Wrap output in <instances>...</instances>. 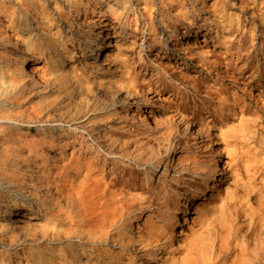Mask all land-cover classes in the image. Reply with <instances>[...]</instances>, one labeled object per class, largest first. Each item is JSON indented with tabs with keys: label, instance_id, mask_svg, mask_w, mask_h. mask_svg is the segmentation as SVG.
Instances as JSON below:
<instances>
[{
	"label": "rangeland",
	"instance_id": "rangeland-1",
	"mask_svg": "<svg viewBox=\"0 0 264 264\" xmlns=\"http://www.w3.org/2000/svg\"><path fill=\"white\" fill-rule=\"evenodd\" d=\"M0 129V264H264V0H0Z\"/></svg>",
	"mask_w": 264,
	"mask_h": 264
},
{
	"label": "bare ground",
	"instance_id": "bare-ground-1",
	"mask_svg": "<svg viewBox=\"0 0 264 264\" xmlns=\"http://www.w3.org/2000/svg\"><path fill=\"white\" fill-rule=\"evenodd\" d=\"M6 12V11H5ZM145 19V18H144ZM146 21V20H145ZM104 24H108L107 22H105ZM144 27V26H143ZM147 30V29H146ZM150 33H152V32H150ZM143 43V42H142ZM177 44V43H176ZM104 45V44H103ZM98 47H99V49L100 48H102V45H98ZM179 46L178 45H176L175 47H173V49H177ZM96 53H97V49H96ZM92 54V53H91ZM95 54V53H94ZM140 56V55H139ZM142 58V57H141ZM25 59V58H24ZM31 60H33V59H28V58H26L25 59V61H28V62H30V65L28 66V70L29 71H31V72H33V67L31 66ZM145 61V60H144ZM33 62V61H32ZM21 69H23V68H21ZM27 73V72H26ZM6 117V116H5ZM13 119V118H12ZM5 121V120H4ZM12 121V120H11ZM15 121V120H14ZM8 122V121H7ZM153 122H156V120H155V118H153ZM58 124V123H57ZM43 128V127H42ZM61 128V127H60ZM70 128V127H69ZM3 129V128H2ZM2 129H0V130H2ZM60 130V129H59ZM73 130V129H72ZM76 130V129H75ZM80 130V129H79ZM76 142H77V139L75 140ZM66 142V141H65ZM11 143V142H10ZM83 143V142H82ZM65 144V143H64ZM64 144H63V146H64ZM29 146H33V145H30V144H28ZM28 145H26V146H28ZM65 145H67V144H65ZM1 148V147H0ZM31 148V147H30ZM36 148V147H35ZM34 148V149H35ZM19 148L17 147V150H18ZM37 149H38V147H37ZM61 149V148H60ZM10 150V149H9ZM8 150V151H9ZM14 152V151H13ZM16 153V152H15ZM18 153V152H17ZM220 152H219V149H215V155H218ZM79 155V154H78ZM30 156V155H29ZM44 156V155H43ZM21 157V156H20ZM48 157H50V156H48ZM42 158V157H41ZM43 158H45V157H43ZM68 158V157H67ZM80 158V157H79ZM15 159V158H14ZM27 159V158H26ZM53 159V158H52ZM66 159V158H65ZM44 160V159H43ZM63 160V159H62ZM11 161H13V160H11ZM15 161V160H14ZM53 161V160H52ZM22 162H23V160H22ZM68 162V161H67ZM76 162V161H75ZM26 163H28V162H26ZM54 163V162H53ZM71 163V162H70ZM10 164V163H9ZM17 162H14V163H12V166L13 167H16L17 166ZM21 164V163H20ZM67 164V163H66ZM89 164V163H88ZM23 165V164H22ZM47 165V164H46ZM70 165V164H69ZM87 164H85V166H86ZM29 166V165H28ZM68 166V165H67ZM7 157H6V155L4 154V153H2V152H0V173H3V172H5L6 170H7ZM47 167V166H46ZM59 167V166H58ZM57 167V168H58ZM61 167V166H60ZM72 167V166H71ZM81 167V166H80ZM82 167H84V166H82ZM81 167V168H82ZM222 167H223V165H222ZM36 168V167H35ZM49 168V167H48ZM56 168V170H58ZM64 168V167H63ZM94 168V167H93ZM54 169H55V167H54ZM53 169V170H54ZM23 170V169H22ZM48 170V169H47ZM70 170V169H69ZM95 170V169H94ZM31 171V170H30ZM93 171V170H92ZM24 172V171H23ZM45 172H47V171H45ZM62 172V171H61ZM66 172V171H65ZM180 172V171H179ZM196 172V171H195ZM39 173V172H38ZM41 173V172H40ZM53 173H55V172H53ZM53 173H51V174H53ZM42 175V174H41ZM62 175H63V173H62ZM4 176V175H3ZM65 176H67V174H65ZM65 176H63V177H61V176H57V177H60V178H62V180H64L63 178L65 177ZM16 177H17V174L16 173H13V172H11V174H10V180H6V181H0L1 183H0V189L1 190H3L4 192H6V195L8 196L7 198L9 199V201L11 202L12 201V203L14 204V206H15V214H20L19 212H16L19 208H18V205L20 204V201H19V199H18V197L17 198H15L17 195H19V194H24V197H33V195H32V193H33V189H35V186L33 185V184H29L28 186H25V187H23V182H20V181H18L17 179H16ZM44 175H42L41 177H39V179H44ZM52 178V177H51ZM59 178V179H60ZM69 178V177H68ZM85 178H87V177H85ZM91 178V177H90ZM19 179V178H18ZM46 180H49L50 178L49 177H47V178H45ZM44 179V180H45ZM70 179V178H69ZM99 179V178H98ZM90 181V180H89ZM91 181H92V178H91ZM79 182V181H78ZM26 182H24V184H25ZM45 183V182H44ZM87 183H88V180H87ZM90 183V182H89ZM58 184H60L59 183V181H58ZM57 185V184H56ZM62 185V184H61ZM85 185V184H84ZM90 185H91V183H90ZM90 185H88V187L90 186ZM103 185V184H102ZM63 187V186H62ZM81 187V183H78L77 184V182H76V184H73V183H67V184H65V188H64V190L62 191V192H64L65 193V198L67 199L66 201L67 202H69V205H71V206H74V205H76L77 203H78V199H80L79 198V194H80V192H81V189H79ZM85 187V186H84ZM51 188V187H50ZM100 188V187H99ZM45 189H46V191H49V188L48 187H45ZM54 189V188H53ZM79 189V190H78ZM83 189V188H82ZM87 191H89V190H87ZM60 192V191H59ZM86 192V191H85ZM98 192H99V189H98ZM90 193V192H89ZM5 194V193H4ZM13 194V195H12ZM85 194H88V193H85ZM99 194H100V192H99ZM106 194H108V192L106 193ZM5 195V196H6ZM11 195L12 196H14V197H11ZM97 195V194H96ZM104 195V194H103ZM21 196V195H20ZM56 196V195H55ZM93 196V195H92ZM106 196V195H105ZM104 196V197H105ZM109 196V195H108ZM11 197V198H10ZM40 197H41V195H40ZM21 198V197H20ZM94 198V197H93ZM100 198V197H99ZM103 198V197H102ZM44 199V198H43ZM30 200V199H29ZM86 200V199H85ZM90 200H92V199H90ZM94 200V199H93ZM92 200V201H93ZM107 200V199H106ZM105 200V201H106ZM110 200V199H109ZM112 200V199H111ZM187 200H189V199H187ZM2 201V200H1ZM55 201V200H54ZM66 202V203H67ZM91 202V201H90ZM96 202H97V198H96ZM28 203V202H27ZM83 203H85V202H83ZM93 203V202H92ZM38 205H39V208H38V213H42V212H44V218H43V221H44V223L43 224H47L48 225V231L50 232V236H53V237H59L60 236V233H61V231L60 230H57V229H55V227L54 226H49V224L51 223L52 224V220L54 219V217H55V215L57 214L56 212H53L52 210H51V208H47V209H45L43 206L44 205H40V203H37ZM59 204V203H58ZM65 204V203H64ZM81 204V203H80ZM95 204V203H94ZM93 204V205H94ZM92 205V206H93ZM54 206H57V205H54ZM100 206V205H99ZM98 206V207H99ZM187 206V205H186ZM80 207H81V205H80ZM80 207H78V209H80ZM87 207V206H86ZM34 208V206H31V204L29 203L28 204V207L26 208V209H30V210H32ZM67 208H69L68 206H67ZM94 208V207H93ZM13 209V208H12ZM13 209V210H14ZM70 209H72V208H70ZM69 209V210H70ZM77 209V210H78ZM89 209V208H88ZM95 209V208H94ZM93 210V209H92ZM105 210V209H104ZM103 211V210H102ZM64 211H62V213H63ZM71 212V211H70ZM73 212V211H72ZM91 212H94V210L93 211H90V213ZM60 214V213H59ZM78 214V213H77ZM92 214V213H91ZM91 214H89V215H91ZM94 214V213H93ZM88 215V216H89ZM27 216H29V217H32V216H34V215H27ZM77 216V215H76ZM79 216V215H78ZM94 216L95 215H91L90 217H88L87 219H85L86 220V223L87 224H84V225H87V228L85 229V230H82L81 232H80V234H82V233H84V234H86L91 240H93L94 242H92L93 243V245H95L96 243H100V242H102V240H103V229H102V224L100 223V220L98 219V220H96L95 218H94ZM83 217V216H82ZM86 217V216H85ZM80 218V217H79ZM76 219V218H75ZM84 219V218H83ZM186 218L184 217V219H183V221L180 223L181 225H183V224H185V220ZM16 221H17V219H16ZM67 221V220H66ZM64 222V221H63ZM77 222V221H76ZM180 222V221H179ZM78 223V222H77ZM80 223H82V222H80ZM84 223V222H83ZM74 224H76V223H74ZM79 224V223H78ZM80 225H82V224H80ZM58 227V226H57ZM63 228V227H62ZM83 228V227H82ZM67 229V228H66ZM76 230V228L75 227H72L71 225H69V227H68V230L67 231H65L64 232V234L65 235H69L70 233H72V232H74ZM44 233H46V230H44ZM49 234V233H48ZM48 234H46L47 236H48ZM44 235V234H43ZM11 236V235H10ZM46 236V237H47ZM45 237V238H46ZM107 237V236H106ZM71 238V237H70ZM141 238V237H140ZM47 239V238H46ZM91 240H89V241H91ZM143 240V239H142ZM263 240V239H262ZM80 241V240H79ZM106 241V240H105ZM261 242V241H260ZM133 244V243H132ZM264 244V243H263ZM257 245V244H256ZM127 246V245H126ZM129 246H131V245H129ZM146 246V245H145ZM148 246V245H147ZM258 247V246H257ZM260 247V246H259ZM128 248V247H127ZM256 248V247H255ZM257 249V248H256ZM258 253V252H257ZM260 253V252H259ZM264 253V252H263ZM257 255V254H256ZM256 255H255V257H256ZM245 257V256H244ZM243 257V258H244ZM248 257V256H247ZM245 260V259H244ZM241 261V260H240ZM245 261H247V259L245 260ZM250 260H248V262H249ZM182 262V261H181ZM180 262V263H181ZM238 263H239V261H238ZM241 263V262H240ZM244 263V262H243Z\"/></svg>",
	"mask_w": 264,
	"mask_h": 264
}]
</instances>
